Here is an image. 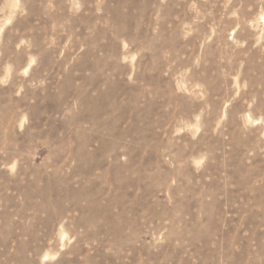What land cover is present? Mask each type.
Returning <instances> with one entry per match:
<instances>
[{
  "label": "rangeland",
  "instance_id": "1",
  "mask_svg": "<svg viewBox=\"0 0 264 264\" xmlns=\"http://www.w3.org/2000/svg\"><path fill=\"white\" fill-rule=\"evenodd\" d=\"M0 264H264V0H0Z\"/></svg>",
  "mask_w": 264,
  "mask_h": 264
}]
</instances>
